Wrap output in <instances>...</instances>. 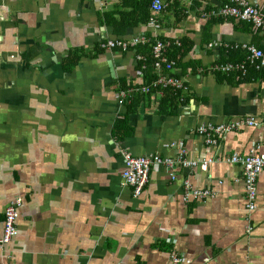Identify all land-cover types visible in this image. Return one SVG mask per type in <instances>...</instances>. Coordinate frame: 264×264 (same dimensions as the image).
I'll list each match as a JSON object with an SVG mask.
<instances>
[{
	"label": "crops",
	"instance_id": "0c3cea01",
	"mask_svg": "<svg viewBox=\"0 0 264 264\" xmlns=\"http://www.w3.org/2000/svg\"><path fill=\"white\" fill-rule=\"evenodd\" d=\"M151 1L0 0V240L6 210L22 201L18 235L0 244V264H171L174 254L183 264H264V171L250 213L244 170L229 162L253 144L264 152V126L246 124L219 146L199 131L264 119V75L246 84L199 71L243 63L228 61L229 51L242 48L210 43L264 50V34L203 18L222 0H163L160 27L151 24L153 11L149 24L125 27L133 18L121 14L140 18ZM248 1L264 13V0ZM144 36L181 49L183 61L165 75L185 81L184 101L163 104L167 94L153 87L163 75L155 67L147 81L139 46H100ZM144 87L151 93L121 103L122 92ZM125 153L174 165L154 166L135 198L123 184ZM186 182L215 197L184 202Z\"/></svg>",
	"mask_w": 264,
	"mask_h": 264
},
{
	"label": "built area",
	"instance_id": "2783aa9c",
	"mask_svg": "<svg viewBox=\"0 0 264 264\" xmlns=\"http://www.w3.org/2000/svg\"><path fill=\"white\" fill-rule=\"evenodd\" d=\"M229 3L225 4L219 11L222 16H231L244 21H249L254 24L256 29L264 30V16L263 14L253 6H250L246 0H228ZM164 9L163 4L160 0H155L153 3V10L156 13L162 12ZM141 43H146V40L136 38L130 42H112L105 44L103 47L107 50L119 47L122 50H128L130 47L137 46ZM249 62L252 65H256L259 69L262 65L264 66V53L255 49L254 47H248ZM154 56L158 60L157 68L162 69L164 64H167L168 68H171L173 63H168L164 56V47L162 44H158L154 47ZM260 63V64H259ZM223 72L229 73L232 71L241 72L246 74L247 68L245 64L234 66H226L221 68ZM154 88H162L163 91L160 93L162 96L165 95V90L178 92L180 95L187 91V88L182 80L174 77L161 76L153 84ZM143 92L144 94H150L151 88L144 87L142 90H129L121 95V103L125 99L132 98L133 94ZM180 100L184 101V97L181 95ZM248 125L251 127H262L264 126V119L246 118L244 121L235 122L229 126L218 125L205 126L199 129L200 134L204 136L208 145L219 146L220 139L223 135H226L233 131H238L242 126ZM263 145L253 144L251 153L248 155L240 156L235 154L229 162L232 164H238L242 166L244 170V180L246 185L247 195V208L250 213L257 210L258 204V181L259 176L264 170V152L262 149ZM124 165L125 170L122 174L124 187L130 188L135 198H139L145 192V189L150 180L151 170L154 166H168L172 168L174 163L172 160H164L161 157L155 159H149L146 157H134L129 153L124 154ZM187 164V163H184ZM209 162L201 164L203 170L208 169ZM189 165H197V163H189ZM186 195L184 202H189L191 199L196 201H206L210 198L215 197V193L212 190H197L190 182L185 183ZM21 206V201L14 202L6 212V223L4 237L1 240L2 244L10 243L13 238L18 234L16 227V221L18 218V209ZM251 227L248 228L251 231ZM185 258L181 254H174L171 256V264H183Z\"/></svg>",
	"mask_w": 264,
	"mask_h": 264
},
{
	"label": "bare ground",
	"instance_id": "6f19581e",
	"mask_svg": "<svg viewBox=\"0 0 264 264\" xmlns=\"http://www.w3.org/2000/svg\"><path fill=\"white\" fill-rule=\"evenodd\" d=\"M105 1H107V0H105ZM161 1V3L163 4V6H164V9H163V11L162 12H160V13H156L154 10H153V4H152V7H151V9H152V11H153V20H152V22H151V24L152 25H155L156 27H160V22H159V19H158V17H156L155 16V14L156 15H161V14H163V13H165L166 11H167V4H165L164 2H163V0H160ZM248 3H249V5L250 6H253V7H255L256 9H258L262 14H263V16H264V13H263V11H262V9H260L259 7H257V6H255V5H252L248 0H246ZM154 2H155V0H154ZM153 2V3H154ZM227 3H229L228 2V0H222V5H220V6H218V8H214V9H211V10H207V12L206 13H204V16H203V18H205L206 20H211V19H217V20H236V21H239V22H246V23H248V24H251L252 26H253V30L254 31H256V32H263V34H264V30L263 29H256L255 28V26H254V24L253 23H251V22H249V21H244V20H241V19H238V18H234V17H231V16H222V15H220L219 14V11L223 8V6H225V4H227ZM136 38H139V39H142V40H146V43H148L149 42V39L147 38V37H132V38H130V39H127V38H114V39H109V40H107V41H105V42H102L101 44H100V46L102 47V49H105L103 46L105 45V44H107V43H109L110 41H112V42H130V41H132V40H134V39H136ZM146 43H141V44H139V45H137V46H134V47H130L128 50H122L121 48H119V47H116V48H113V49H110V50H108V51H113V50H121V51H133V50H135L138 46H140V45H145ZM158 44H162L163 45V47H164V58H165V60H167L168 61V63H173V65H172V67L171 68H168V66H167V64H164L163 66H162V69L161 70H158V68H157V63H158V60L156 59V69L160 72V74H162L163 76H167V77H169L168 75H165L166 74V72L168 71V72H172V70H175L176 69V63L175 62H171L170 60H169V58L165 55L166 54V52H167V50H168V48L170 47V44L169 43H166V42H162V41H159V40H157V42H156V44L153 46V51H154V47L156 46V45H158ZM248 47H254L255 49H257V50H259V51H262L263 53H264V51L263 50H261V49H259V48H257V47H255V46H252V45H243V46H238V45H233V46H230V45H226L225 43H220V42H218V41H215V42H212V43H210V45H209V48H213V49H215V50H223V49H227V50H230V48H232V49H234V50H240L239 48H242L244 51H246L247 52V58H246V60L245 61H243V63H240V64H235V63H225V64H221V66H216L215 64H213L209 69H207V70H204V69H202V70H199L201 73H204V72H209V73H211V74H216V73H224V74H226L227 76H236L238 79H242V78H244V77H246L247 76V74H248V72H249V70H250V68H256V69H258L257 68V66L256 65H252V64H250V62H249V52H248ZM105 50H107V49H105ZM135 53H136V51H134ZM137 59L139 60V61H142L143 60V58H142V56H140L138 53H137ZM242 64H245L246 65V68H247V72H246V74H243V73H241V72H236V71H232V72H229V73H226V72H223L222 71V67H226V66H229V65H231V66H234V67H236L237 65H242ZM260 64V63H259ZM261 68V67H260ZM259 68V69H260ZM258 69V70H259ZM174 78H177V79H179V80H182L183 82H184V84H185V86H186V88H187V84L185 83V81L183 80V79H181V78H179V77H177V76H175ZM158 79V78H157ZM130 90H137V89H130ZM187 90H188V88H187ZM129 91V90H128ZM127 91V92H128ZM122 93H126V92H122ZM184 93H187V91L186 92H184ZM122 95V94H121ZM129 154H131V153H129ZM131 155H133V154H131ZM135 157V156H134ZM21 201V200H20ZM14 203V202H13ZM12 203V204H13ZM11 204V205H12ZM10 205V206H11ZM21 208H22V201H21V206H20V208L18 209V218H19V215H20V210H21ZM8 210V209H7ZM7 210H6V212H7ZM18 218H17V221H18ZM17 221H16V227H17ZM5 223H6V221H5ZM5 231V230H4ZM18 235V234H17ZM4 237V236H3ZM17 237V236H16ZM15 237V238H16ZM15 238H13V240L15 239ZM3 239V238H2ZM1 239V240H2ZM1 240H0V244H2L1 243ZM12 240V241H13ZM11 241V242H12ZM10 242V243H11ZM10 243H8V244H10ZM3 245H7V244H3Z\"/></svg>",
	"mask_w": 264,
	"mask_h": 264
},
{
	"label": "trees",
	"instance_id": "16d2710c",
	"mask_svg": "<svg viewBox=\"0 0 264 264\" xmlns=\"http://www.w3.org/2000/svg\"><path fill=\"white\" fill-rule=\"evenodd\" d=\"M151 2L153 4L154 0L151 1ZM152 4H151L150 7L147 6V5L144 6V11H143V14H142V16L140 18H138L135 15V12L122 13L121 15H122V19L123 20L133 18L132 21H130L129 23H126L125 27H128V29H129L131 27L138 26L140 23L141 24H149L150 23V19L152 18V9H151ZM148 10H149V12H148ZM167 11H168V5H167ZM112 19H113L112 20V24L114 26H116V28H117V23H116L117 19L115 18V14H113ZM212 20H217V19H211L209 21H212ZM218 21H222V19L218 20ZM243 23H246V22H243ZM249 25L253 29V26L251 24H249ZM117 30H118V33L120 35H123L125 33V31H126L125 28L117 29ZM148 39H149L148 43H146L145 45H140L139 46L138 54L139 55L142 54L143 57H144V60L141 61L142 63L140 65H141V67H142V65H143V67L145 66V71L144 72L146 74L147 81L150 82V76L151 75L155 79V76L153 75V72L155 71L156 59H155V56H154V53H153V46L156 44L157 39L161 40V41H164V42H165V40L162 39V38H153V39L148 38ZM183 43H181V44H183ZM184 45L185 44H183V46ZM180 50L181 49H178L174 45L170 44V47L168 48V50H167V52L165 54L169 58V60L171 62H175L176 63L177 67L180 65V63L183 61L182 59L184 58V55H180L179 54ZM126 52H129V51H126ZM169 54H171V57L169 56ZM228 58H229L228 61L241 62V61H244L246 59V53L244 51H229ZM143 61H145V63ZM261 69H263V71L262 72H258V71H256L255 68H250L249 74L247 75V77L244 78V80L241 79V81L243 83L249 84L253 80V78H255V77H263V75H264V66L263 65H262ZM224 76L227 77L226 75H224ZM230 77H232V76H230ZM164 93H165V95L167 94L165 96V99H163V104H165V105L166 104H175V103H177L180 100V96L181 95L178 92L165 90ZM135 96H136V94H133L132 98H134ZM257 187H258V185H257Z\"/></svg>",
	"mask_w": 264,
	"mask_h": 264
}]
</instances>
